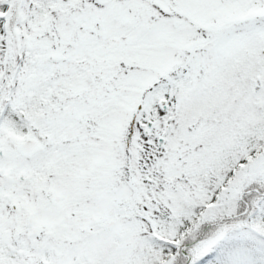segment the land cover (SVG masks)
Here are the masks:
<instances>
[{"label":"snow or ice","instance_id":"snow-or-ice-1","mask_svg":"<svg viewBox=\"0 0 264 264\" xmlns=\"http://www.w3.org/2000/svg\"><path fill=\"white\" fill-rule=\"evenodd\" d=\"M0 264H264V0H0Z\"/></svg>","mask_w":264,"mask_h":264}]
</instances>
